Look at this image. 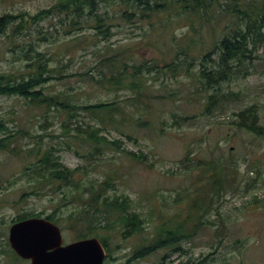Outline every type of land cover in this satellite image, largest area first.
I'll list each match as a JSON object with an SVG mask.
<instances>
[{
	"label": "trees",
	"instance_id": "16d2710c",
	"mask_svg": "<svg viewBox=\"0 0 264 264\" xmlns=\"http://www.w3.org/2000/svg\"><path fill=\"white\" fill-rule=\"evenodd\" d=\"M110 4H116L119 8L110 12L105 8ZM226 18L228 22L223 25ZM45 22H51L52 25L56 22L65 36L71 38L60 41L49 30L43 32L41 25ZM182 23H187L185 26L188 31L180 39L175 36L170 39L174 54H169L170 62L164 61L163 67L168 69V73L164 75L171 76L174 80H177L178 76L187 79L189 86L196 89L189 94L204 100L205 112L211 115L222 101L238 100L240 97L239 93H223L222 85L237 78H247L255 68V61L259 59L256 57L258 46H264V0H56L36 13H4L0 15V37L6 38L10 47L16 51L13 63L18 67L7 70L0 65V97L24 100L34 109L45 108L51 111L55 108L66 112L69 121L62 125L65 134L90 147L85 154L76 151L79 156L90 160L93 153L100 150V144H109L115 150L121 151V140L109 141L102 135L107 130L104 122L116 124V118L119 116L126 119L127 112L120 101L76 106L70 103L66 96L47 94L46 86L55 78V74L59 75L60 79L65 77L62 62L66 58L72 60L79 51L91 50L97 63L91 73L84 74L87 82L114 93L131 92L132 97L126 99V102L132 108L145 105L146 100L153 99L152 81L157 80L162 72L160 61L135 53L138 48H135L134 44L120 45L117 48H110L108 44L100 46L116 35L117 28L134 26L141 30L142 40H147L159 27L168 32L170 27ZM36 29L43 35V41L53 39V46H57L54 54L41 51L37 40H21ZM53 30L57 32L56 27ZM208 32L207 40H212L211 44H208L203 35ZM198 43L208 44L210 49L203 52L205 48L198 49ZM159 68L161 71L153 77V70ZM177 95L178 93H171L167 97L171 99ZM80 110L98 117L100 123L94 127L89 126L88 129L71 127L72 119L77 117ZM233 116L235 120L231 124L239 130H246L264 138V127L259 124L256 104L235 112ZM172 118L174 124L180 126L181 123H188L197 117L173 114ZM142 125H149V122ZM70 130L82 136L70 135ZM13 132L8 127V121L0 119V152L32 160L20 173L29 184L21 200L25 199V196L47 193V188L52 194L63 195L50 214L20 212L14 221L44 217L48 221L58 223L64 218L60 217L62 209L75 205L76 210L67 216L68 220L101 223L78 225L88 233L121 229L125 239L130 233L132 236L141 234L140 245L133 247L132 262L157 255L159 263L156 264H174L173 261L167 262L174 255L188 256L190 252L184 248V244L194 241L203 228H215V236L219 239L218 246L226 239L224 230L227 226L221 214L219 222L208 217L214 210L219 213L221 200L233 191L229 186L230 173L238 172L236 162L226 158L224 154L209 162L198 160L196 155L191 157L189 152L182 161L186 171L201 172L205 178L199 183L204 184L205 181L207 189L209 188L208 191L201 192L197 185L195 191L190 192L195 198L191 201L188 215H184L181 209L171 210L173 203H184L189 197L186 192L179 193L180 201L182 196H185L183 201H174L172 204L166 202L144 215L133 209L128 196H110V192L116 190L118 175L115 172H109L108 177L102 181H86L90 165L76 169L65 166L59 155L60 148H51L42 153L39 146L37 149L28 150L25 156H22L24 151L16 145L18 135ZM124 136L137 142V138L130 134ZM219 149L222 151L220 147ZM128 155L142 163L147 161L143 152H128ZM256 169L257 164L250 166L248 172ZM79 173H82V176L77 175ZM236 182L235 179L233 184ZM252 198V204L264 207V195L262 199L259 196ZM105 221L111 223L103 225L102 222ZM82 236L86 237L87 234L83 233ZM106 237L107 235L104 236ZM0 254L11 255L12 251L1 250ZM211 255L215 254L207 255L205 264H219ZM14 260L22 261L17 256ZM179 264H201V258L193 259L189 256L187 262Z\"/></svg>",
	"mask_w": 264,
	"mask_h": 264
},
{
	"label": "rangeland",
	"instance_id": "374dc122",
	"mask_svg": "<svg viewBox=\"0 0 264 264\" xmlns=\"http://www.w3.org/2000/svg\"><path fill=\"white\" fill-rule=\"evenodd\" d=\"M55 1L2 0L0 15L19 11L36 13ZM105 8L112 12L119 7L116 4H110ZM224 20L223 25L228 22L227 18ZM54 24L45 22L41 25V29L43 32L49 30L60 41L71 38V36H65L60 25H56V22ZM185 25L187 23L174 25L168 32H164L163 28L159 27L147 40H142L141 30L134 26L117 28L116 35L100 46L108 44L110 48H117L120 45L134 44L135 48H138L135 53L160 61L163 73L161 72L157 80L152 81L153 99L146 100L145 105L132 108L126 102V99L132 97L131 92L114 93L87 82L84 74L91 73L97 63L91 50L79 51L72 60L66 58L62 62L64 65L62 72L65 77L60 79L59 75L55 74V78L47 84L45 89L47 94L66 96L69 102L76 106L120 101L127 112L126 119L119 116L116 118V124L104 122L107 130L102 135L109 141L121 140L123 142L121 151L115 150L109 144H100L98 145L100 150L95 151L90 160L79 156L76 151L85 154L90 147L65 134L62 125L69 121L66 112L55 108L51 111L45 108L34 109L29 107L26 101L18 98L0 97V119L7 120L8 127L14 131L15 135H18L16 145L23 149L22 156H25L28 150L37 149L39 146L42 148V153L51 148H60L59 155L65 166L76 169L90 165L91 169L85 177L86 181H102L108 177L109 172H115L118 175L115 182L116 190H112L110 196L121 194L128 196L133 209L144 215L149 214L152 208L157 209L166 202L172 204L174 201H183L185 196H182L181 201L179 199L181 192L188 193L189 197L186 196L188 198L184 203L177 205L173 203L171 210L181 209L184 215L185 213L188 215L191 201L195 198L194 195H190V192H194L197 185L201 192L208 191L209 188L207 189L205 181L204 184L199 183L205 178L201 172L186 171L182 161L189 152L191 157L196 155L198 160L209 162L224 154L226 158L236 162L238 172L230 173L229 186L233 188V191L221 200L219 213L214 210L208 217L219 222V214H221L227 226L224 230L226 239L223 240L222 245L218 246L219 239L215 236V228H203L194 241L184 244V248L190 252L188 256L174 255L167 263L173 261L174 264H179L187 262L189 256L196 259L203 253L206 256L213 253L215 255H211V258H216L219 264H264V207L252 204L253 196H259L262 199L264 195V138L246 130H239L231 124L235 120L233 116L235 112L256 104L259 124L264 127V46H258L256 57L259 59L255 61V68L247 78H237L222 85L223 93H239V99L222 101L209 115L205 112V101L200 100L201 98L197 95L189 94L196 89L189 86L187 79L178 76V79L174 80L171 76L164 75L168 73V69L163 67L164 61L170 62L169 54L171 56L174 54L170 39L173 36L176 39L182 38L188 31ZM54 27L57 28V32L53 30ZM203 35L205 40L209 38V32ZM42 39L43 35H40L37 29L21 38L23 42L37 40L41 51L54 54L57 46H53V39L47 41ZM207 42L211 44L213 41L207 40ZM208 44L198 43V49L204 47L203 52H206L210 49ZM15 52L7 39L0 37L2 67L7 70L18 67L13 63ZM160 71V68L154 69L153 77ZM171 93H178V95L169 99L167 96ZM173 114L197 118L188 123L183 122L179 126L174 124ZM147 121L149 125H142ZM99 123L98 117L80 110L77 117L72 119L70 126L88 129L89 126L94 127ZM128 134L136 137L137 142L124 136ZM70 135L82 136L72 130ZM128 152L137 154L143 152L147 157L146 163L152 166L132 158ZM31 162V159L0 152V252L6 250L3 244L8 226L20 212L50 214L63 196L52 194L47 188V193L39 196H25V199L21 200L29 184L20 173ZM256 164L258 169L248 172L249 167H254ZM77 175L82 176V173ZM235 179L239 184L237 182L233 184ZM75 210V205L63 208L60 217L64 218L58 221L64 227L68 241L83 230L78 227V224L69 223L71 221L67 216ZM106 235L109 236V234ZM140 237L142 235L137 234L125 240L124 243L131 248L135 245L139 246L142 241ZM13 259L11 255L0 254V264H29L23 261L15 262ZM156 263H159L157 255L136 262V264Z\"/></svg>",
	"mask_w": 264,
	"mask_h": 264
},
{
	"label": "water",
	"instance_id": "95a60500",
	"mask_svg": "<svg viewBox=\"0 0 264 264\" xmlns=\"http://www.w3.org/2000/svg\"><path fill=\"white\" fill-rule=\"evenodd\" d=\"M13 251L31 264H102L105 252L96 239L63 246L61 229L43 218H29L10 228Z\"/></svg>",
	"mask_w": 264,
	"mask_h": 264
},
{
	"label": "flooded vegetation",
	"instance_id": "af4514ba",
	"mask_svg": "<svg viewBox=\"0 0 264 264\" xmlns=\"http://www.w3.org/2000/svg\"><path fill=\"white\" fill-rule=\"evenodd\" d=\"M20 221H12L11 224L8 226V230H7V236H1L4 237V248H6L7 250L12 251L11 256L15 257L17 256L19 259H21L12 249L10 241H9V234H10V228L18 223ZM55 225H57L62 232V237H63V246H67L71 243L74 242H78L81 240H88V239H96L99 241V243L101 244L104 252H105V258L103 260L102 264H136L137 261L132 262L131 261V254L133 252V248H131L129 245L125 244L124 241L125 240H129L130 238H132V234H128L127 238L125 239L123 236V230L121 229H113L110 231L107 230H98V232H94L92 233H88L87 230H81L79 233H77L76 235H74L70 241H68L65 236V230L64 227L60 225V223H56L53 222ZM71 224H84V225H99L101 223L98 222H75V221H71L69 222ZM103 225H108V222H102ZM102 233H101V232ZM131 232V231H130ZM81 233V234H80ZM86 233L87 236L83 237L82 234ZM102 234L105 236L106 234H109V236H107L106 238H104V236H102ZM119 240V242H117ZM199 258H201V264H205V258L206 255L203 253ZM23 262H27L29 264H31V260H24L21 259ZM188 260V259H187Z\"/></svg>",
	"mask_w": 264,
	"mask_h": 264
}]
</instances>
